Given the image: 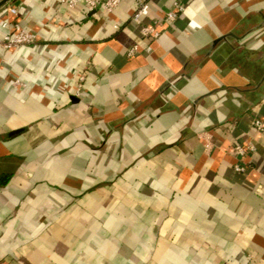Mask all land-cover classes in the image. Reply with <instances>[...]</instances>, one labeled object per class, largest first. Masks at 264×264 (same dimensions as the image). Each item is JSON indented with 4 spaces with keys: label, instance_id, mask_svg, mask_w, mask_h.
Here are the masks:
<instances>
[{
    "label": "crops",
    "instance_id": "0c3cea01",
    "mask_svg": "<svg viewBox=\"0 0 264 264\" xmlns=\"http://www.w3.org/2000/svg\"><path fill=\"white\" fill-rule=\"evenodd\" d=\"M14 19L35 40L0 50V264H264V0Z\"/></svg>",
    "mask_w": 264,
    "mask_h": 264
},
{
    "label": "built area",
    "instance_id": "2783aa9c",
    "mask_svg": "<svg viewBox=\"0 0 264 264\" xmlns=\"http://www.w3.org/2000/svg\"><path fill=\"white\" fill-rule=\"evenodd\" d=\"M122 0H60V3L68 8H73L78 4L83 5L87 10H92L97 6H101L105 11L111 12ZM148 5L144 2L137 3V9L132 15V19L139 23L140 18L143 14L147 13ZM183 10L181 5L175 4V9L171 10L166 13L164 18V22H169L173 20L178 11ZM9 12L16 16L18 14L17 8L12 6L9 8ZM158 24L154 25H141V34L143 36H148L151 38H157L160 32L157 30ZM11 30L3 33L0 35V50L11 49L15 47H19L22 45L31 44L35 40V33L28 30L26 27L22 26L16 19L11 23ZM138 45L133 44L127 50V55L131 56L138 51ZM254 127L258 130L263 132L264 131V122L260 119H255L253 121ZM233 154L235 157L241 161V159L248 153L254 151V146L242 145L241 143H235L232 146ZM234 169L236 171H244L245 167L240 163H236L234 165Z\"/></svg>",
    "mask_w": 264,
    "mask_h": 264
},
{
    "label": "trees",
    "instance_id": "16d2710c",
    "mask_svg": "<svg viewBox=\"0 0 264 264\" xmlns=\"http://www.w3.org/2000/svg\"><path fill=\"white\" fill-rule=\"evenodd\" d=\"M7 176H4V175H2V176H0V183L1 184H3V183H5V181L7 180Z\"/></svg>",
    "mask_w": 264,
    "mask_h": 264
},
{
    "label": "water",
    "instance_id": "95a60500",
    "mask_svg": "<svg viewBox=\"0 0 264 264\" xmlns=\"http://www.w3.org/2000/svg\"><path fill=\"white\" fill-rule=\"evenodd\" d=\"M8 0H0V6H2L3 4H5Z\"/></svg>",
    "mask_w": 264,
    "mask_h": 264
}]
</instances>
